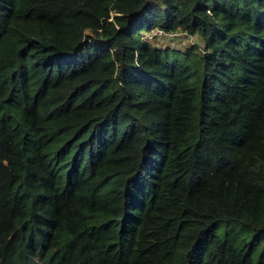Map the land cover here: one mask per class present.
<instances>
[{
    "label": "trees",
    "instance_id": "trees-1",
    "mask_svg": "<svg viewBox=\"0 0 264 264\" xmlns=\"http://www.w3.org/2000/svg\"><path fill=\"white\" fill-rule=\"evenodd\" d=\"M0 264H264V0H0Z\"/></svg>",
    "mask_w": 264,
    "mask_h": 264
},
{
    "label": "rangeland",
    "instance_id": "rangeland-1",
    "mask_svg": "<svg viewBox=\"0 0 264 264\" xmlns=\"http://www.w3.org/2000/svg\"><path fill=\"white\" fill-rule=\"evenodd\" d=\"M87 34L89 32L87 31ZM142 38L150 40L153 44L164 46V48L172 47L173 49H185L187 46L194 44H198L199 40L197 37L191 34H186L184 32L178 33L176 35H164L159 36L156 35V31L152 30L148 32V34L144 33ZM164 44V45H163ZM171 56H179V53L170 52Z\"/></svg>",
    "mask_w": 264,
    "mask_h": 264
},
{
    "label": "built area",
    "instance_id": "built-area-1",
    "mask_svg": "<svg viewBox=\"0 0 264 264\" xmlns=\"http://www.w3.org/2000/svg\"><path fill=\"white\" fill-rule=\"evenodd\" d=\"M156 31V34L159 35V36H164V35H176L178 33H182V31H178V32H170V33H167V34H164L161 30L159 29H155ZM185 33V32H184ZM187 34V33H186Z\"/></svg>",
    "mask_w": 264,
    "mask_h": 264
}]
</instances>
